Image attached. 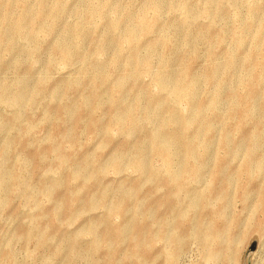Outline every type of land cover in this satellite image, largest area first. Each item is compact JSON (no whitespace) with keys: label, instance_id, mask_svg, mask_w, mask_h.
<instances>
[{"label":"rangeland","instance_id":"374dc122","mask_svg":"<svg viewBox=\"0 0 264 264\" xmlns=\"http://www.w3.org/2000/svg\"><path fill=\"white\" fill-rule=\"evenodd\" d=\"M43 1L39 11L37 0H0V167L6 168L0 171V264H264V210L257 207L264 189V141L253 146L251 138L256 127L264 131V64L259 62L264 42L255 39L260 21L264 36V0H92L100 10L89 16L84 12L88 0ZM23 4L34 17L12 35L9 47L7 21L21 17ZM57 6L62 11L52 19ZM7 9L9 19L3 16ZM143 11L152 27L132 43L122 41L124 30L134 26ZM79 29L90 37L77 36ZM101 36L115 42L99 47ZM166 41L174 51L163 65ZM64 42L73 50L53 52ZM132 54L135 69L129 64ZM229 61L231 67L226 65ZM95 62L103 68L97 69ZM187 68L195 81L196 104L172 93L178 74ZM248 70L257 76L255 98L236 105L233 95L249 93L243 80ZM164 72L167 76L160 83L157 76ZM133 77L138 98L132 91L112 89L116 81L130 82ZM76 81L82 85L71 88ZM21 83H25L22 93ZM94 84L106 91L95 101L93 118L108 123L107 101L116 99L121 103L116 114L124 120L125 130L116 124L88 128L91 111L84 100ZM37 88L41 93L34 97ZM218 93L221 100L214 111L206 109ZM19 94L18 103L11 104ZM66 95L73 102L72 113L63 105ZM153 97L163 108L159 113L148 107ZM245 106L249 122L242 127L231 111L241 114ZM173 112L188 119L198 115L201 124L193 151L200 162L185 157L175 138L168 142L169 162L148 141L160 123L173 128ZM19 113L30 133L20 131L21 123L15 120ZM74 118L79 127L73 130ZM207 125L213 136L202 145ZM195 130L191 123L188 133L194 137ZM224 133L226 147L220 140ZM137 143L142 144L152 183L141 185V200L131 199L133 210L122 216L110 207L140 178ZM6 148V158L1 159ZM251 149L261 171L256 166L243 168ZM24 155L27 160L21 162ZM63 155L72 158L68 165L60 162ZM94 156L110 162L99 176L92 175L89 160ZM219 157L224 159L221 167L216 163ZM218 170L222 175L213 179ZM15 177L20 179L16 185ZM56 180L63 184L54 190ZM76 190L68 215V192ZM103 194L105 201L98 202ZM66 196L67 208L59 212L56 204ZM148 209L150 215L144 213ZM36 215V225L51 234L49 239L37 231L30 236L22 233L35 230ZM104 215L114 227L123 228L124 238L112 259H108L112 243L97 242L95 234L106 227ZM133 217L139 221L130 227ZM144 230L147 240L141 254L132 240ZM171 238L177 239L171 242ZM253 242L256 246L250 249Z\"/></svg>","mask_w":264,"mask_h":264},{"label":"bare ground","instance_id":"6f19581e","mask_svg":"<svg viewBox=\"0 0 264 264\" xmlns=\"http://www.w3.org/2000/svg\"><path fill=\"white\" fill-rule=\"evenodd\" d=\"M89 3L87 5V7L84 9V12L86 13L87 16H89L90 14H97L98 11L100 10V4L96 3V4H91L92 0H88ZM102 3H104L107 0H101ZM183 3H187V0H185ZM37 5H38V9L39 11L43 10L44 7V1L43 0H37ZM147 8V6L145 7ZM62 9L61 7L57 6L55 8V10L50 14V17L56 18L60 13H61ZM145 11V10H144ZM144 11L142 12L141 16L136 20L134 26H129L128 28H126L124 30V35L122 37V41L124 42H128V43H132L134 40L139 39V36L144 32L147 31V29L151 28L152 25L150 23H148L144 17ZM217 13L219 11H216ZM223 12H221L222 14ZM9 14H10V10L7 9L4 13L3 16L6 19H9ZM33 14L31 13V10L28 8L27 5L23 4V8H22V13H21V17L17 20V21H7V27H8V32H7V37H8V41L10 42V44H8V46L10 47L12 45V41L11 39H13L12 35L14 33L19 32L20 30H22L23 28L27 27L32 18H33ZM248 20V19H247ZM262 25L263 22L260 21L258 23L259 26V32L256 34L255 39L256 41H262L264 42V36H262L261 33V29H262ZM111 26H113V24L111 23ZM77 36L79 37H85V36H89V34L85 33V30L83 29H79L76 31ZM211 32V30H210ZM67 33V31H66ZM211 33H209L210 35ZM208 35V34H207ZM3 36V35H2ZM1 36V37H2ZM0 37V38H1ZM31 38V40L34 38V34H30L29 36ZM111 39V38H110ZM107 39L104 36H101V39L98 41V46L102 47L104 46V44H106V42H115V40L113 39ZM220 37H216L215 41L219 42ZM236 41V40H235ZM117 44H121V42L116 41ZM155 44H152V47L150 48V52L153 53L154 52V46ZM239 47V46H238ZM62 48H67L68 52L73 50V47L71 45H68L64 42L63 46H57L55 45L53 47V52H58L59 50H61ZM40 49H36L35 52H38ZM174 51V49H172V46L170 44V42L165 43V48L163 50L162 53V63L163 65H166L167 63V57L169 55V52ZM134 54H132L131 58L129 59V64L132 68H137V63L134 62ZM170 58V57H169ZM188 62L190 63L189 66L192 63V57L188 58ZM248 61V60H247ZM259 62L262 64H264V57L261 58V60H259ZM226 65H228L229 67H231L233 65L232 61H229V63H227ZM103 64H101L100 62H95V67L97 69H102L103 68ZM188 66V67H189ZM228 67V68H229ZM210 74H214L213 70ZM167 74L166 72L164 73H160L157 76V81L162 83L163 80L166 78ZM243 80L245 82L248 83L249 86V93L246 97H241L240 95H233V103H236V105H243L246 102L249 101H253L255 98V90L257 88V76L255 75V73H253L252 71L248 70L245 72V75L243 77ZM194 78L192 76V74L190 73V69L187 68L184 71L180 72L177 76V83L174 85L173 89H172V93L174 94H181L183 96H185L190 102L195 103L194 99L192 98V89H193V83H194ZM129 84H131V86H129ZM82 83L80 81H76L71 83V88H79V86H81ZM113 86V87H112ZM112 89L114 90H125V91H132L133 94L135 95V98H138L139 93H137V91L134 89L135 87L138 86L137 83V78L133 77L131 79L130 82H125L123 80H118L116 81L113 85H112ZM129 86V88H128ZM25 83H21V93L25 91ZM106 88L103 87V85H97L94 84L93 86H91L90 88V92L88 93V95L85 97L84 101H88L90 108L89 111H91L89 114V116L91 118H89L88 120V128H98V129H106L109 125L111 124H116L119 126L120 129L125 130L126 129V124L124 123V120L117 115V111L120 110L121 108V103L119 101H117L116 99L113 98H109V100L107 101L110 108H111V114L109 117V121L108 123L100 121V120H96L93 118L92 116V111L94 108V104L95 101L97 99H99L103 93H105ZM41 93L40 88L35 89L34 91V97H38ZM216 97L213 98L211 100V102H209L206 105V109H210L212 111H214L215 106L220 102L221 100V96H219V93L215 95ZM20 97V94L18 96H14L10 99L11 104H16L18 103V98ZM64 107L65 109L69 112L72 113L74 110V105L73 102L71 101L69 95H66L65 101H64ZM160 105V101L157 100L156 98H151L149 101V105L148 107H152V108H156V112L159 113L163 110L162 107L159 106ZM242 112L241 114L239 112H237V110L232 109L231 114L237 118V121L239 123V126H245V124H248L249 122V112H248V108H246V106L244 108H242ZM201 110V107H200ZM199 111V109H197V112ZM128 113V111L126 112V114ZM170 113V112H169ZM171 115V119L174 122V126L172 129H168V127L165 125L164 123H160L159 126H157V129L155 132H151L149 133L147 139L150 142L151 146L155 148L156 151H158L159 155L162 157L163 160L169 162L171 159V154L169 152V145L168 142L170 141V139L173 140V138H175L179 144L180 149L184 152L185 157H189L192 159H196L197 162H200V160L198 159L197 155L194 154L193 151V146H194V142L196 140V134L198 132V128L200 127V120L197 114H195L192 118H185V117H181L177 114H175L174 112L170 114ZM15 120L17 122H20V126H21V130L26 133H30L31 129L29 127H27L28 125H23V116L22 114H17ZM59 122H62V119H59ZM72 128L73 130L78 126L77 122H76V118L73 119L72 121ZM191 123L195 124L196 130L194 132L195 136H191L188 133V129H189V125ZM135 124V123H134ZM246 127V126H245ZM244 127V128H245ZM134 129H139L138 125H134ZM247 130V129H246ZM73 134V133H72ZM251 138L253 139V146H257L260 142L264 141V131L260 130L259 128H255V130L252 131L251 133ZM52 135L49 136V138ZM213 136V131L212 129L207 125L204 128V137L201 139V144L202 145H207L210 141V139ZM226 139H227V135H225V133L222 135V138L220 139L222 141V145L223 147L227 146L226 143ZM16 143V138L13 139V144ZM142 144L137 143L136 147L134 148V152L136 155V166L138 169V172L140 174V178L138 180V182H133L132 184H129V189L128 192H122L121 195L115 199L112 203V206L110 207V211L112 212H116L121 214L122 216H125L130 210H133V208L131 207V202L130 200L133 199L134 201H136L139 198V191H140V187L141 185L147 183V182H151V176H152V172L149 169V167H147L145 165L144 162V157H143V152H142V148H141ZM8 148H6L2 154H1V159L6 158V154H7ZM71 157L68 155H63L60 158V162L62 164H66L68 165L69 162L71 161ZM254 153L252 151V149L250 151H247V155L245 158V161L243 163V168H251L256 166V168L258 170H262V165H256L255 164V160H254ZM24 160H27V156L24 155L21 158V162H24ZM224 159L222 157L217 158L216 163L218 165V167L222 166ZM89 162L92 164V175H96L99 176L102 171H104L105 169V164L106 163H110L109 160L108 161H101L100 159H98L97 156H94L93 158H91V160H89ZM113 163H116L117 161H112ZM4 169H6L5 167H0V171H3ZM226 173V172H225ZM78 175L77 173L73 174V176ZM222 175L221 171L218 170V172L214 175L213 179H217ZM161 178H158L157 180H160ZM20 181L19 177H15L14 178V184L16 185L18 182ZM63 184L62 180H56L53 182V189H59L61 187V185ZM2 190V187L0 186V192ZM76 192V193H75ZM69 207H68V215L70 214V204L72 203L74 197L77 195V190L76 191H69ZM68 200V197H64L63 200H61L60 202H58L56 204V207L59 209V212H61L64 208L66 209V204H65V200ZM106 199V197L103 195H99V199L98 202H104ZM90 202V201H89ZM138 202V201H137ZM140 202V201H139ZM92 203H89L88 205H91ZM258 208H261L264 210V189L263 191H261V193L259 194V203H258ZM145 214H149L150 215V210L148 209L147 212H144ZM53 216V214H52ZM39 218L38 215H36L35 217H33V224L36 226L35 230L33 231H28L23 230L22 233L25 234V236H30L31 234L34 233V231L40 232L42 234V237H47L48 239L50 238L51 234H47V230H43L42 227H38L36 225V220ZM103 222L104 225H106V227H103V230H97L96 231V239L97 242H100L102 240H107L110 241L112 243V248L108 251L109 252V256L108 259H112L113 257V252L115 251V247L118 246L119 244L122 243V240L124 238V234H123V228L121 227H114L112 224H110L107 220V216L104 215L103 216ZM129 226L130 227H134L137 226L138 224V218L137 217H133L132 219L130 218L129 220ZM159 236L163 235V232L160 231V233L158 234ZM147 236V230L142 231L141 233H136L133 236V242H134V246H135V251L137 253H141L143 254V252L145 251V246H144V242L147 240L146 238ZM177 238H171V242L175 241ZM110 262V261H109Z\"/></svg>","mask_w":264,"mask_h":264},{"label":"water","instance_id":"95a60500","mask_svg":"<svg viewBox=\"0 0 264 264\" xmlns=\"http://www.w3.org/2000/svg\"><path fill=\"white\" fill-rule=\"evenodd\" d=\"M255 246H256V243L253 242L252 245H251V247H250V249H253Z\"/></svg>","mask_w":264,"mask_h":264}]
</instances>
